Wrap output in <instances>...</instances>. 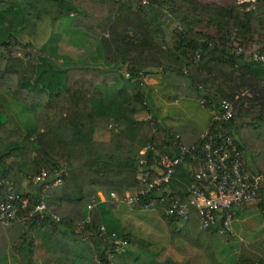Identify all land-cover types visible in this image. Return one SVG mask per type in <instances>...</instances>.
I'll return each mask as SVG.
<instances>
[{
    "label": "trees",
    "instance_id": "1",
    "mask_svg": "<svg viewBox=\"0 0 264 264\" xmlns=\"http://www.w3.org/2000/svg\"><path fill=\"white\" fill-rule=\"evenodd\" d=\"M65 19L66 38L78 32L95 42L82 51L94 54L88 62L82 61L86 54L81 63L58 65L42 43L37 45L40 23L57 35L55 28ZM201 19L224 37L233 30L264 36V0L239 6L199 0H0V200L8 193L26 199L17 212L26 216L43 196L47 213L38 223L35 213L0 225V255L3 246L17 264H58L62 256L47 242L49 234L57 233L90 242L98 264H222L217 254L231 234L221 230L220 222L201 226L193 206L184 223L154 210L165 223L167 251L179 257L177 263L169 254L162 261L165 246H150L149 234L143 233L148 236L143 240L115 215L124 205L116 199L141 188L136 179L140 149L150 144L174 157L179 153L174 133L185 146L202 142L194 128L168 126L153 112L146 121L135 117L141 109L151 111L140 74H159L174 98L208 108L212 118L206 132L232 137L244 156V172L264 176V61L194 29ZM169 23L174 24L171 33ZM97 58L106 67L94 64ZM222 100L231 104L232 116L213 119ZM42 109L52 124L68 131L67 137L38 128ZM106 126L105 139L97 137ZM64 165L60 184L43 188L32 181L40 171L54 174ZM196 170L187 157L176 165L167 187L180 201H186ZM141 203L131 210L143 211ZM236 208L264 215V180L256 197ZM100 226L108 236L114 233L127 241L123 252L114 253V263L106 259L113 244L101 238ZM38 236L42 258L34 251ZM234 264H264V237L242 243Z\"/></svg>",
    "mask_w": 264,
    "mask_h": 264
},
{
    "label": "built area",
    "instance_id": "2",
    "mask_svg": "<svg viewBox=\"0 0 264 264\" xmlns=\"http://www.w3.org/2000/svg\"><path fill=\"white\" fill-rule=\"evenodd\" d=\"M235 52L244 53L240 49ZM248 54L253 60L264 61V51H251ZM123 73L127 76L126 72ZM220 109V114H215L213 119L226 120L232 116V107L229 102L222 100ZM173 137L179 151L178 155L171 157L153 145H146L139 150L140 157L137 159L139 170L136 179L141 188L132 194L126 193L122 200L116 199L114 194H111V197L130 209L132 205L142 200L140 210H160L165 217H174L182 223L188 218L189 206H193L201 226L208 227L220 222L221 230L230 232L229 224L234 207L250 202L256 197L259 183L264 180V176L244 172L241 164L244 156L229 135L220 133L211 135L205 130L199 135L202 140L199 147L183 145L178 133H174ZM186 157L196 163L197 170L187 187L186 201H180L167 185L175 172L176 165L183 162ZM65 174L64 165L54 174L42 170L32 178V181L41 183L43 188H48L60 184ZM5 184L9 182L5 181ZM162 187H165V191L156 194L155 192H159ZM10 188L9 185L7 189ZM26 203V199L8 193L5 200H0V225H9L17 220L25 221L28 216L35 213L37 214L36 223L39 219L46 218L43 196L37 199L26 216H18V210L23 209ZM52 218L58 219L55 215H52ZM98 231L103 240L112 241L113 247L106 256L108 261L114 253L123 252L128 246L125 239L116 237L114 233L108 236L103 226H100Z\"/></svg>",
    "mask_w": 264,
    "mask_h": 264
},
{
    "label": "rangeland",
    "instance_id": "3",
    "mask_svg": "<svg viewBox=\"0 0 264 264\" xmlns=\"http://www.w3.org/2000/svg\"><path fill=\"white\" fill-rule=\"evenodd\" d=\"M19 1L25 3L26 0ZM199 1L213 2L218 5L239 6L242 3H250L254 0ZM66 21L68 22L66 19L61 20L60 25L55 28V30L58 32L57 35L51 32L52 29L47 26V23H40L38 38L36 40L37 45L42 43L43 48L49 53V56L58 65L66 66L71 63L78 64L81 61L79 58H82L83 55L86 54L87 56H85L82 61L88 62L91 57H94L92 56L94 54L92 52L90 54L83 53L82 51H84L85 45L90 44L89 47L92 48V46L95 45V42L93 43V40L92 42H90V40L88 41L87 37L78 32H71V36L66 38V27H68ZM173 27L174 24L169 23L167 25V30L171 33L173 32ZM194 29L205 32L209 36L215 38L217 41H223L224 46L233 50L240 49L244 51V53L251 51H264V36H261L257 33L251 34L244 32L241 34L239 30H233L224 37V35L217 31L218 29L214 26V24L207 23L206 19H201L198 21L194 25ZM55 30L53 29V31ZM97 59L98 60H96L94 64L100 68L106 67L100 58ZM119 70L123 72L124 67H120ZM138 80L142 81L148 87L147 103L151 106V111L148 109H141L135 113V117L138 120H148L153 112L160 122L162 121V123L168 126L173 127L185 125L187 127L194 128L198 132H204L206 130L207 125L212 118L211 111L208 108L203 107L197 101L174 98L172 91L167 85H164V82L162 81V78L159 74H153L151 76L140 74ZM42 111L44 112L38 113L39 115H37L36 119L38 128L61 138L67 137L68 131L66 129L58 128L52 124L49 121V117L47 116L45 110L42 109ZM109 130L110 127L106 126L103 132L98 134L103 136L106 134V132L108 133ZM117 211L119 221L126 227L129 226L136 232V234H139V236H142L143 240L146 236L142 234L144 233L147 235L152 231L156 235L151 237H156L159 239V233L162 235V237L166 235L165 223L154 211H134L124 205H119ZM146 226H148V228ZM229 229L231 239L225 243L222 250L217 254L218 260L222 264H234L236 262V256L242 243L249 242L248 240L251 239L255 240L260 237H264V215L260 210L245 209V212L243 213L233 212ZM51 235L49 234L47 237L48 243H50V238L52 237ZM35 241L37 245L35 246L34 251L39 257L42 258L45 253L38 245L40 237L38 236V239L36 237ZM1 248L2 253L0 255V264H17L16 257L10 252L9 248H5L3 246H1ZM71 251L72 248L68 247L66 255L64 254L62 256V259L58 264H70L69 262H66V259L69 261ZM95 254L96 248L92 245L91 250L87 252L86 256L84 254L81 255L80 253H74V255L71 257H83L82 260L90 264L92 261H96ZM116 255L117 254H113L110 257L112 263L116 261Z\"/></svg>",
    "mask_w": 264,
    "mask_h": 264
},
{
    "label": "crops",
    "instance_id": "4",
    "mask_svg": "<svg viewBox=\"0 0 264 264\" xmlns=\"http://www.w3.org/2000/svg\"><path fill=\"white\" fill-rule=\"evenodd\" d=\"M18 1L19 3L21 4H24L22 2H20L19 0H16ZM90 40V39H88ZM179 126V125H178ZM199 133H202V132H199ZM97 136L98 137H102V139H105V135L101 136L97 133ZM97 194H100V192H97ZM118 211L115 212V215H116V218L118 217V214H117ZM234 212L236 213H243L245 212V209H237V208H234ZM119 220V219H118ZM120 222V221H119ZM120 224L122 226H124L121 222ZM148 228V226H146ZM166 227V226H165ZM127 230V228H126ZM166 235L164 237H162V235H160L159 233V239L156 238V237H151V236H155L156 234L152 231L149 236H150V246L152 247H161V246H165V251L163 253V255H161V260H165V257H166V254H169L170 256V259L177 263L179 262V257L177 255H175V253H170L167 251L168 247H167V237H168V233H167V228H166V231H165ZM52 234V235H51ZM50 235L52 236L50 238V244L54 247L55 251H56V254H60L61 256H63L64 254L66 255V251H67V248L70 247L72 248V251H71V256L74 255V253H80L81 255H85L87 254V252H89V250H91V246L92 244L86 240H78V241H71V240H68V239H65L63 238L62 236H59L57 233H51ZM148 237V236H146ZM145 237V238H146ZM166 237V238H165ZM156 239V240H155ZM159 240V241H158ZM252 240V239H251ZM251 240H248V241H251ZM67 247V248H66ZM167 251V252H166ZM69 257V261L66 259V262H69L70 264H89V263H86L82 260L83 257H77L75 258L74 257ZM84 256V257H85ZM88 256V255H87ZM90 264H98L97 260L96 261H92V263Z\"/></svg>",
    "mask_w": 264,
    "mask_h": 264
}]
</instances>
